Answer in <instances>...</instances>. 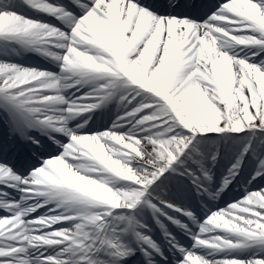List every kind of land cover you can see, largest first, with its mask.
<instances>
[{"label":"snow or ice","instance_id":"6c2138e0","mask_svg":"<svg viewBox=\"0 0 264 264\" xmlns=\"http://www.w3.org/2000/svg\"><path fill=\"white\" fill-rule=\"evenodd\" d=\"M0 264H264V0H0Z\"/></svg>","mask_w":264,"mask_h":264},{"label":"bare ground","instance_id":"6f19581e","mask_svg":"<svg viewBox=\"0 0 264 264\" xmlns=\"http://www.w3.org/2000/svg\"><path fill=\"white\" fill-rule=\"evenodd\" d=\"M196 147H200V148H202V153L205 155V156H210L213 152H215L216 151V149H215V147H213L211 144H205V143H201V145L200 146H196ZM207 163L209 164V165H211V160H207ZM221 163H222V161H220L219 159L217 160V162H216V165L215 166H213L212 167V169L213 170H216L217 172H219L220 171V169H221ZM223 198V197H222Z\"/></svg>","mask_w":264,"mask_h":264},{"label":"rangeland","instance_id":"374dc122","mask_svg":"<svg viewBox=\"0 0 264 264\" xmlns=\"http://www.w3.org/2000/svg\"><path fill=\"white\" fill-rule=\"evenodd\" d=\"M201 144H199L198 146H200ZM196 151L199 153H202V148L200 147H196ZM211 156V155H210ZM210 156H208L209 160H210Z\"/></svg>","mask_w":264,"mask_h":264}]
</instances>
